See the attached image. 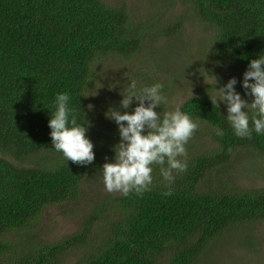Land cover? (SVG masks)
I'll list each match as a JSON object with an SVG mask.
<instances>
[{
	"label": "trees",
	"instance_id": "obj_1",
	"mask_svg": "<svg viewBox=\"0 0 264 264\" xmlns=\"http://www.w3.org/2000/svg\"><path fill=\"white\" fill-rule=\"evenodd\" d=\"M160 1L163 8L171 0ZM179 3L212 31L207 51L202 49L203 76L230 70L236 92L253 99L242 82L250 61L264 56V0ZM157 6L149 5L145 25L127 6L104 0H0V264H68L75 249L85 253L71 264H206L217 246L256 247L245 230L264 222V187L243 190L232 177L239 179L236 172L245 173L250 161H264V133L236 136L227 109L212 104V88L198 90L179 107L199 125L190 140L200 144L186 147V158L178 157L186 159L187 170L173 172V183L167 185L154 164L150 191L99 203L93 213L110 227L105 238L88 240L94 217L54 244L36 236L45 210L78 204L82 183L102 177L103 164L114 162L120 142L111 137L115 142L97 143L92 164L67 161L53 147L48 126L56 95H69L77 124L89 123L92 134L96 63L114 56L131 59L159 36H180L186 16L155 21ZM141 75L150 76L152 85L162 81L158 74ZM169 188L172 194L165 196Z\"/></svg>",
	"mask_w": 264,
	"mask_h": 264
},
{
	"label": "rangeland",
	"instance_id": "obj_2",
	"mask_svg": "<svg viewBox=\"0 0 264 264\" xmlns=\"http://www.w3.org/2000/svg\"><path fill=\"white\" fill-rule=\"evenodd\" d=\"M108 4L115 6L125 5L131 11L133 19L145 24L143 19L150 4L157 2V8L160 9L156 14L155 21L162 18L171 20L173 17L184 18L185 22L180 36L170 39L158 37L153 42H147L146 45L131 59H121L112 57L98 61L93 69L95 85L92 91L91 103L94 105V123L95 129L86 134L94 145L93 152L97 150V145L103 140L108 139L111 142L120 141L118 125L114 120L106 117L110 109H116L122 114L127 111L131 114L138 101L133 98V103L128 109L120 106L123 96L128 95L129 85L132 81L136 82L137 91L144 87L153 86L150 84V74L162 77L160 83L163 84L161 94L166 97L167 102L162 103L160 107L154 109L163 114L167 111H174L184 102L191 99L198 90H208L212 88L213 98H218L217 89L223 87L234 77V74L228 70L218 71L215 75L204 77L200 69L203 59V47L205 51L210 44L212 31L205 25L194 19L192 15L184 13L185 6L181 3L176 6L177 0L166 1V7H162L160 0H104ZM149 11V10H148ZM149 41V40H147ZM153 51L154 54L152 53ZM152 53V54H151ZM251 103L252 99H245ZM222 104L226 109L227 106ZM147 106V101L145 102ZM246 111V109H245ZM126 123V122H125ZM146 134V132L144 133ZM114 137L115 140H111ZM207 140V139H206ZM98 143V144H97ZM197 139L189 140L185 147L192 148L199 145ZM110 150V149H109ZM108 150V151H109ZM17 163L16 160L8 158ZM111 161V159H108ZM243 161V159H242ZM240 161V162H242ZM240 178L232 177V183L243 190H252L264 187V161L256 158L250 161L247 171L236 172ZM83 191L82 198L78 204L69 205L62 209L59 207H50L42 215L41 220L36 227V236L42 239L46 244H54L63 239L73 236L83 230L84 224L88 219L94 217L96 222L88 232V240L100 235L108 236L110 227L103 220H97L94 215V209H97L99 203L103 202L108 196L117 197L122 195L119 192L109 193L106 191L102 177H88L81 186ZM74 209V210H73ZM73 210V213H72ZM242 234V232H240ZM250 243H256L253 249H231L228 246H217L213 253L205 258L206 264H264V222L258 223L252 230H245ZM93 243H91V246ZM83 249H75L69 253L68 264L75 262L84 255Z\"/></svg>",
	"mask_w": 264,
	"mask_h": 264
},
{
	"label": "clouds",
	"instance_id": "obj_3",
	"mask_svg": "<svg viewBox=\"0 0 264 264\" xmlns=\"http://www.w3.org/2000/svg\"><path fill=\"white\" fill-rule=\"evenodd\" d=\"M236 83L237 80L231 78L227 84L217 89L218 98H211V101L217 105L220 101L227 106V121L236 136L251 139L253 131L257 134L264 133V56L251 60L248 70L243 74L242 87L245 95L253 98L251 103L236 92ZM162 88V84L156 83L137 91L136 82L132 81L128 95L123 96L120 106L128 109L135 98L138 105L134 111L122 114L116 109H110V115L109 112L106 113V117L119 126L121 138L114 147V162H105L101 169L107 192H119L127 196L133 191L138 195L150 191L154 164L160 166V175L167 185L174 182L173 172L179 174L187 170L186 159L178 157L186 158L185 145L199 125L179 107L174 111L164 112L161 117V113L154 109L167 102L166 97L161 94ZM69 99L67 93H59L55 97V111L48 122L51 142L67 161L89 165L95 159L94 145L86 136L90 125L88 123L85 127L77 124L74 110L68 106ZM250 112L254 113L251 117L253 127L249 124ZM218 134L222 133L218 130ZM163 194L171 195V188Z\"/></svg>",
	"mask_w": 264,
	"mask_h": 264
}]
</instances>
